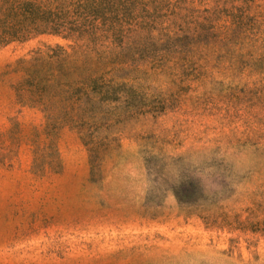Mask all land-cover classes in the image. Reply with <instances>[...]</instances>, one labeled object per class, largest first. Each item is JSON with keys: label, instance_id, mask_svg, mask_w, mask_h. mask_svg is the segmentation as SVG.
<instances>
[{"label": "rangeland", "instance_id": "1", "mask_svg": "<svg viewBox=\"0 0 264 264\" xmlns=\"http://www.w3.org/2000/svg\"><path fill=\"white\" fill-rule=\"evenodd\" d=\"M39 44L0 50V264H240L264 243V82L165 95L96 177L64 127L46 172L45 119L16 91L17 62ZM147 236L157 248L135 249ZM211 237L226 256L186 246Z\"/></svg>", "mask_w": 264, "mask_h": 264}, {"label": "trees", "instance_id": "2", "mask_svg": "<svg viewBox=\"0 0 264 264\" xmlns=\"http://www.w3.org/2000/svg\"><path fill=\"white\" fill-rule=\"evenodd\" d=\"M35 41L17 62L16 91L45 119L46 172L59 168L54 139L64 127L80 133L96 177L165 95L264 82V0H0V50ZM157 238L135 249L157 248ZM196 241L186 246L228 254L213 237ZM247 250L238 263L264 264V243Z\"/></svg>", "mask_w": 264, "mask_h": 264}]
</instances>
